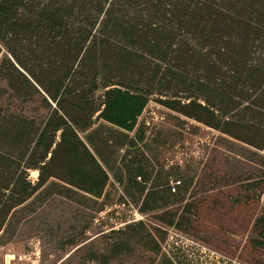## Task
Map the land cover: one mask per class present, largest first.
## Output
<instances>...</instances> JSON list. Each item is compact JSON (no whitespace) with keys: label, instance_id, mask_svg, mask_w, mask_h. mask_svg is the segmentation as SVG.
Returning <instances> with one entry per match:
<instances>
[{"label":"trees","instance_id":"trees-1","mask_svg":"<svg viewBox=\"0 0 264 264\" xmlns=\"http://www.w3.org/2000/svg\"><path fill=\"white\" fill-rule=\"evenodd\" d=\"M152 98L264 150V0H0V232L34 202L98 204L112 170L142 213L188 233L203 206L184 199L186 183L129 186L149 180L138 124ZM70 222L81 232L66 251L93 223ZM131 223L80 264H130L138 251L140 264H190ZM254 233L264 250V208Z\"/></svg>","mask_w":264,"mask_h":264},{"label":"rangeland","instance_id":"rangeland-1","mask_svg":"<svg viewBox=\"0 0 264 264\" xmlns=\"http://www.w3.org/2000/svg\"><path fill=\"white\" fill-rule=\"evenodd\" d=\"M138 127L149 180L129 186L150 188L155 177L156 184L168 179L171 186L178 180L186 183L184 199L203 206L188 233L169 227L156 212L142 213L135 195L126 194L121 173L109 170L108 187L98 204L84 207L57 197L51 204L34 202L13 212L0 232V264H80L81 252H104V235L131 222H143V230L166 236L167 249L190 264H264V250L250 242L264 208V195L258 198L264 187V150L179 115L154 98ZM31 178L37 180L38 173L32 172ZM178 205L172 203L173 209ZM100 209L104 211L97 213ZM77 214L93 223L85 242L66 251L64 244L81 232L70 222ZM141 254L134 252L128 262L140 264Z\"/></svg>","mask_w":264,"mask_h":264}]
</instances>
